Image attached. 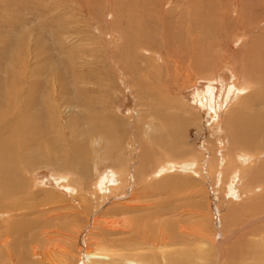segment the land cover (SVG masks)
<instances>
[{
  "label": "rangeland",
  "instance_id": "1",
  "mask_svg": "<svg viewBox=\"0 0 264 264\" xmlns=\"http://www.w3.org/2000/svg\"><path fill=\"white\" fill-rule=\"evenodd\" d=\"M262 48L264 0H0V117L27 87L32 114L53 118L41 163L0 166L25 188L0 245L20 264H229L234 247L264 245L247 234L264 227L250 195L264 134L240 146L239 119L264 113ZM83 142L87 174L70 144Z\"/></svg>",
  "mask_w": 264,
  "mask_h": 264
},
{
  "label": "bare ground",
  "instance_id": "2",
  "mask_svg": "<svg viewBox=\"0 0 264 264\" xmlns=\"http://www.w3.org/2000/svg\"><path fill=\"white\" fill-rule=\"evenodd\" d=\"M239 16H240V14H239ZM221 18H222L224 26L229 25V22H226V20H228V19H224L223 17H221ZM258 45H259V43H258ZM260 46H258V47H260ZM246 55L254 56V53L247 51L245 56ZM254 57H255V60L263 62L264 61V49L260 52H257V54H255ZM244 59L247 62V59L246 58H244ZM248 67H249L248 62L246 65H244V64L242 65V68H243L242 73L243 74L247 71ZM255 75L258 76L257 74H255ZM251 81H252V83H254V85H257L258 83H260V80L257 81L254 78H251ZM247 82H248V80H247ZM30 90L32 92L35 89L26 87V88H22L18 93L14 92L12 89L9 90L10 91L9 92L10 98H12L14 100H18V101L20 100L19 101L20 105H16V104L11 105L10 108L8 109V112H9L8 116L6 115L7 117H5V118L0 117V166L4 165L5 163L9 167L14 166V165H17V161H19V160H24V162H27L29 160L28 155H32L33 157H37V161H35L34 163L39 164L42 162V158L40 157L41 141L43 139V136L50 131V128L52 125L50 122V119H53L51 116L52 110H51V108L48 107V108L44 109V111L42 109L41 111H39L38 113L33 115L32 114L33 108L31 106V104L26 103L27 100L24 98V95H26V96L29 95ZM263 95L264 94L262 93L261 96H263ZM254 99H255V97H254ZM255 109H256V107H253L252 111H254ZM233 112H231V115L233 114ZM41 114H42V118H44L45 121H42V122L39 121V116ZM237 116H239V115H237ZM263 116H264L263 112H261V111L259 112L256 110L254 112H252L251 114L241 113V115L239 117V119L241 120L240 122L243 121L244 123H246V125H243V133L240 136V138L242 137L240 146L243 147L246 144H247L246 146H249L250 142H253L256 138H258L259 135L264 134V119H262V118H264ZM226 117H228V116H226ZM40 118H41V116H40ZM40 122H41L42 128L40 126ZM228 129H230V128H228ZM233 130H234V128H233ZM239 132H240V130H239ZM237 136H236V138H238ZM233 138H235V137H233ZM70 144H74L78 147L79 151L75 150L74 152L77 153L78 155H79V153H81V155L78 156L77 159L81 163L82 172L84 174H87L88 165H84V164H87V160H85V154L86 153L84 150V144L85 143L83 142L81 144L80 143H70ZM254 144L255 143H253V145ZM76 146H75V148H77ZM263 146H264V144H263ZM31 147H36L37 150L30 151L29 148H31ZM17 149L23 151L21 156H17L15 154V150H17ZM242 153H244V152H242ZM105 155L103 157H105ZM251 158H252V156L250 157V159ZM34 163H31V164L35 165ZM109 165H110V163H109ZM263 166H264V164L262 165V167ZM163 168H165V167H163ZM163 168L162 169L160 168L161 170H159V172H157V174L154 173L153 177H158L160 175V173H164L165 170ZM8 175H9V170H8V172H4V171L0 170V214H1V212H6L5 208H8L12 211L18 210L19 207L15 203L20 201L21 199L23 200V196L25 194V188L20 185L21 183L19 182V178L9 179ZM250 180L251 179H249L248 181H250ZM119 182L120 181H119L118 175H116V172H113L111 175V178L109 180V185H110L109 192L112 191L113 189H116ZM261 183H263V185H264V180H261ZM261 183H260V186L264 187L263 185H261ZM138 184H139V182H138ZM103 186H104V184H103ZM103 186H99L97 188L99 190L98 192H100L104 188ZM260 186H258V185L255 186L254 189L251 190V193H250V195L253 196V199H252L253 204L255 202V211L258 210L259 208H261V206H263V204H264V203L258 204L260 202L259 200L262 201L264 199L263 197H261V196H264V192H262L261 194L260 193L258 194L257 191L255 192V190H257V189H258V191L261 190ZM263 190H264V188H263ZM254 195H255V197H254ZM252 196H250V197H252ZM13 197H18V198L16 199V202H13L11 205H9L10 200ZM4 215L5 214H1L0 216H4ZM46 224H47V222H46ZM248 229L250 231L248 230L249 232L247 234L248 235L250 234L253 237H255V234L256 235L264 234V227L260 228V229L258 228L257 230H254L253 227L248 228ZM233 236H235L236 240H239V237H238L239 235L237 236L235 233ZM241 236H242V234H241ZM224 242H225V239L223 240V243ZM236 243H238V242H236ZM2 244H5V241H2ZM262 244L263 243L259 241L258 243H251L250 245H239L238 248L234 247V250L230 251L229 255H227V252H225V256L226 255H227L226 257L230 256L229 257V264H264V245H262ZM223 246L224 245H221L219 247L218 256L220 259H222V256L225 257L224 253L222 252ZM45 251H47L48 254L45 253V255H43L42 261L52 260L53 258H55L57 256L56 253H60L62 255L64 254V249L62 248V245H58L54 249L53 248H46ZM0 256L7 257L8 262L11 264H12V260L16 257L18 260V264H20V259H19V256H18L16 250H15L14 245H0ZM38 256L39 255L35 254V253L32 255V257H38ZM52 261L53 262L51 264H54L55 261H57V259L52 260ZM188 263L189 264H197L195 262L193 263L192 261H189Z\"/></svg>",
  "mask_w": 264,
  "mask_h": 264
}]
</instances>
